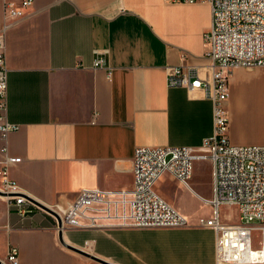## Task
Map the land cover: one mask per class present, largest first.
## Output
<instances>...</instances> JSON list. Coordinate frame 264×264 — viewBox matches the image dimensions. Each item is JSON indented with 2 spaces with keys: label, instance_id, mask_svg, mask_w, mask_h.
Segmentation results:
<instances>
[{
  "label": "crops",
  "instance_id": "0c3cea01",
  "mask_svg": "<svg viewBox=\"0 0 264 264\" xmlns=\"http://www.w3.org/2000/svg\"><path fill=\"white\" fill-rule=\"evenodd\" d=\"M210 25L207 2L33 0L5 31L7 118L19 124L8 146L21 158L9 175L23 196L53 210L81 188L129 190L136 147H200L212 132V101L202 88L168 86L166 68L208 77ZM259 73L264 67L231 71L226 108L236 83ZM229 140L264 145L230 126ZM198 164L189 188L169 173L154 186L185 217L187 198L201 196ZM62 237L79 248L92 241L90 252L113 264H215L214 231L200 225L63 228ZM11 245L19 264H100L60 243L52 214L36 206L21 217L0 195L1 262Z\"/></svg>",
  "mask_w": 264,
  "mask_h": 264
},
{
  "label": "built area",
  "instance_id": "2783aa9c",
  "mask_svg": "<svg viewBox=\"0 0 264 264\" xmlns=\"http://www.w3.org/2000/svg\"><path fill=\"white\" fill-rule=\"evenodd\" d=\"M33 0H3L4 22L0 27V192L21 217L37 205L23 196L18 183L9 175L12 165L21 161L9 152L8 136L19 124L7 118V68L5 31L24 15ZM167 2H207L211 25L204 35L210 74L202 78L186 65L166 68L168 86L202 88L212 101V132L198 148L192 146H138L132 157V186L129 190L99 187L81 188L65 207L53 209L63 228L181 227L188 219L154 189L164 173L189 188L195 160L211 164L212 196L200 199L211 205L208 218L200 226L215 234V264H264V145H237L229 140L226 102L230 97L229 76L234 68L264 67V0H165ZM102 62L95 60L94 65ZM220 205L237 208L238 222H222ZM252 222H256L253 224ZM57 227V223H56ZM260 232L254 248L252 231ZM92 241L81 248L91 253ZM4 264H19V250L8 247Z\"/></svg>",
  "mask_w": 264,
  "mask_h": 264
},
{
  "label": "rangeland",
  "instance_id": "374dc122",
  "mask_svg": "<svg viewBox=\"0 0 264 264\" xmlns=\"http://www.w3.org/2000/svg\"><path fill=\"white\" fill-rule=\"evenodd\" d=\"M233 110L228 106V118L230 131H239L245 138V143L256 142L264 139V73L256 76H244L234 88L231 100ZM210 165L206 159L199 160L198 167L201 169L195 177L198 184L196 191L202 198L209 199L212 196V180L205 172ZM194 166V165H193ZM192 166V168H193ZM188 184L191 185L190 179ZM155 189V188H154ZM169 202V201H168ZM212 213L211 205L205 203L195 195H190L186 200L185 214L188 224L198 225L200 218H208ZM219 218L222 222L237 223V208L233 205H220L218 207ZM256 224V222H252ZM253 247L260 244V232L252 231Z\"/></svg>",
  "mask_w": 264,
  "mask_h": 264
},
{
  "label": "water",
  "instance_id": "95a60500",
  "mask_svg": "<svg viewBox=\"0 0 264 264\" xmlns=\"http://www.w3.org/2000/svg\"><path fill=\"white\" fill-rule=\"evenodd\" d=\"M0 195H2L1 192H0ZM36 205L38 207L46 210L47 212H49L50 214H52L54 216L56 223H57V228H58V238H59L60 243L64 247H66L69 250L76 252L82 256H85V257H87V258H89L95 262H98L100 264H113V263H111V262H109V261H107V260H105L99 256H96V255L89 253V252H87V251H85V250H83V249H81L75 245L69 244L68 242L64 241V239L62 237L63 226H62V222H61V219H60V216L58 215V213H56L55 211H53V210H51L45 206L40 205V204H36ZM0 264H4V263L0 261Z\"/></svg>",
  "mask_w": 264,
  "mask_h": 264
}]
</instances>
